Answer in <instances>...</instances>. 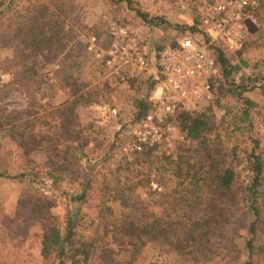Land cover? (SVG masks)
<instances>
[{"label":"trees","instance_id":"trees-1","mask_svg":"<svg viewBox=\"0 0 264 264\" xmlns=\"http://www.w3.org/2000/svg\"><path fill=\"white\" fill-rule=\"evenodd\" d=\"M74 8V0H25L17 11L10 12L4 28H0V48L11 51L7 62L13 80L0 85V92H7L15 87L29 95L34 107H40L34 97V93L40 91L42 83L36 71L37 54L46 51L54 57L64 53V56L69 54L76 58L79 56V49H82V42L76 32L64 27L63 18L68 17ZM5 11L9 12L10 9L6 8ZM135 13L150 28L163 24L161 19L151 18L139 10ZM252 14L259 23L257 40L261 38V45L264 47V0H260ZM194 24L196 25L195 22ZM172 27L178 31H192L194 28L179 25ZM101 35L102 32L92 34L98 39ZM160 43L155 44L156 47L149 41L146 43L151 55L164 47V44ZM173 43L174 40H171L168 45ZM218 63L222 82L218 85L217 97L233 91L239 95L243 91L253 89L252 82H264V73L260 76L251 72L244 80L246 84L243 82L241 85H235L228 80L231 70L225 58L219 55ZM76 64H69V67ZM240 64L242 67L247 65L244 61ZM254 66V69H257V64ZM141 80L143 78L133 77L128 84L139 83ZM144 80L148 93L153 87V82L150 78ZM66 85L72 90V100L63 104L53 136L38 134L24 138L20 129L28 122L22 117V111L17 112L19 115H6L2 124L10 140H14L18 145L23 146L26 140L41 145L37 148L45 155V175L52 184L64 180L73 181L72 177L78 173V162L88 151L85 149L90 142L73 120L72 110L80 104H95L101 96L98 89H81L74 79H68ZM213 87L212 85V92ZM215 99L216 97L201 103L193 111H179L172 118L184 133L182 142L195 143L196 149L176 153L161 151L158 157L155 155L158 154L157 147H146L131 161L124 160L118 165L116 171L111 172L112 179L102 178L104 200L102 199L97 224L102 225L103 234L108 236L109 242H105V245H115L118 251L100 248L102 251L99 254L102 255L98 256L96 264H104L100 261L104 254L109 256L107 264H134V259L136 260L148 245L157 252L155 260L159 263L155 264H168L171 258L178 264H201L209 258L213 240L222 236L219 220L223 214L218 205L236 208L245 217L238 219L228 236V245L224 247L227 252L224 264H254L255 258L264 256V246L257 243L258 233L264 225V148L262 150L258 140L248 137L251 143L249 150H242V154L241 151L238 152L236 141L229 151H224L220 146V133H214V125L211 122L210 106ZM137 103L134 119L140 118L150 108L143 105V97ZM242 104L241 114L232 120L228 136L235 133L242 135L252 129L249 111L255 104L247 98L242 99ZM201 108L203 111H197ZM33 114L34 112H29L26 117ZM222 133L226 135L225 131ZM121 138L123 141L122 135ZM60 142L65 145L57 150ZM139 166L145 167L144 172L139 170ZM241 168L244 170L240 171ZM26 176L23 173L17 178L23 179ZM161 180L166 184L165 191H158L157 188L152 190L151 183L159 185ZM183 180L186 181V186L183 191H178L177 184ZM147 186L149 196L159 197V200L153 202L156 208L148 203L149 199L141 200L135 193L137 188ZM81 196L82 194L73 197L71 201H78ZM31 198V195L20 197L18 206L29 210L40 219L41 254L45 257L53 256L57 264H65L68 259L72 260L73 264H94L91 260L97 244L101 243L98 234L89 240L74 241L71 220L62 232L57 225L58 219L49 212L50 205L37 198L31 201ZM108 203H117L121 207L119 217L112 216ZM76 214L78 216V213ZM244 220V234H241L239 227L242 225L239 222ZM90 223L93 224L94 220ZM235 242L242 243L241 250L236 249ZM120 251L126 253L131 260L118 262L110 255Z\"/></svg>","mask_w":264,"mask_h":264},{"label":"rangeland","instance_id":"rangeland-1","mask_svg":"<svg viewBox=\"0 0 264 264\" xmlns=\"http://www.w3.org/2000/svg\"><path fill=\"white\" fill-rule=\"evenodd\" d=\"M24 3L25 0H0L1 30L4 28L10 12L17 11ZM74 6V11L68 17L63 18L64 27L76 32L78 39L82 42V49H79V56L76 58L69 54L64 56V53L54 57L46 51L37 54L36 71L42 83L40 91L35 92L34 97L40 107H34L29 95L22 90L18 91L15 87L7 92H0V264H57L53 256L45 257L40 252L42 227L39 217L18 206L20 197L29 195L32 197L31 201L33 198H37L50 205L49 212L56 217V220L58 219L57 225L62 232H64L67 222L71 220L74 228V241L89 240L98 234L101 243L97 242L92 263L96 264L98 256L102 255L99 254L102 251L100 248L118 251V247L115 245H105V242H109L108 236L103 234L102 225H99V228L97 224L103 199L101 182L103 177L112 179L111 172L116 171L115 168L126 160L119 154L120 146L127 142L126 138H123L122 141L121 133L125 125L135 117L137 102L147 93V84L144 78L141 82L133 84L111 86L106 84L103 68L92 59V53L88 50V40L93 33L102 32L98 40L103 45L107 42L105 32L109 23L125 22L130 26L135 41L140 43L149 41L153 46L161 42L160 45L166 46L180 33L185 32V30L178 31L172 27L177 25V18H181L180 15H182V17H186V20H190L192 15L189 13L177 15L171 5L159 0H74ZM6 8H9L10 11L6 12ZM136 10L151 18L161 19L163 24L160 23L159 26L153 28L148 27L137 17ZM248 29V42L243 51L225 57L227 66L231 70L228 80L235 85H241L243 82L246 84L244 80L251 72H256L260 76L264 73V47L261 45V38L257 40L258 21L256 20V23L250 25ZM10 55L11 51L0 48V85L13 80L9 62H7ZM243 61L247 64L246 67H242L240 64ZM75 62L76 65L69 67V64ZM255 64H257V69H254ZM56 65L59 68L49 72L50 68ZM219 67L218 63L216 78L212 84L214 86L213 98L216 97V99L213 100L215 103L213 102L210 106V113L214 133H220L222 139L220 146L224 151H229L238 142V152L241 151L242 154V150H249L251 143L248 137H251L253 140H258L263 150L264 82L262 80L252 82L253 89L243 91L239 95L233 91L230 94L217 97L216 92L222 82ZM68 79H74L76 85L83 90L87 88L100 90L101 96L98 97L95 104L88 106L80 104L72 110L73 120L83 130V134L90 142L85 149L88 151L85 157L80 158L77 166L78 173L72 177L73 181L64 180L52 184L45 175L47 167L45 155L42 150L37 148L41 145L29 142V140H26V144L23 146L18 145L14 140H10L8 132L2 124L6 115H19L17 112L22 111V117L28 122L20 129L24 138L38 134L53 136L54 126L58 124V116L63 104L72 100V90L70 86L66 85ZM243 98H247L255 104V107L249 111L252 129L245 131L242 135L235 133L228 136L232 120L241 114ZM197 111L203 110L201 108ZM29 112H34V114L26 117ZM173 123L174 137L171 144L169 147L165 144L158 146L156 148L158 154H155L158 157H160L161 151L176 153L181 150L196 149L195 143L182 142L184 133L180 131L178 123ZM224 131L225 136L222 133ZM63 145L65 143L60 142L57 145V150ZM118 162L120 163L117 164ZM139 170L144 172L145 167L139 166ZM243 170L240 169V171ZM23 173L27 176L18 179L17 177ZM122 174L125 173L122 172ZM160 182L159 185L151 183L152 190L157 188L158 191H165L166 184L164 185L162 180ZM167 186L169 187L170 184ZM185 186V180L179 182L177 184L178 191H183ZM135 193L141 200L148 201L149 199L148 203L156 208L153 202L159 200V197L149 196L148 186L137 188ZM81 194L80 200L71 201L73 197ZM107 206L110 207L113 217L120 216L122 209L117 203H108ZM218 207L223 214V217L219 218L222 236L213 240L209 258L201 264H224L227 254L224 247L228 245V236L236 226L238 219L245 218L236 208L225 205H218ZM91 220H94L93 224L90 223ZM262 222L264 223V206ZM245 223V220L239 222L242 225L239 227L241 234H244ZM257 243L264 246V225L261 226L258 233ZM235 244L236 249L241 250L242 243L235 242ZM110 255L118 262L119 260H131L123 251ZM156 255V250L148 245L138 258L134 259V264H151V262L155 264L158 262L155 260ZM108 260L109 256L104 254L100 261L107 264ZM65 264L73 263L68 259ZM168 264L178 263L174 258H171ZM254 264H264V256L255 258Z\"/></svg>","mask_w":264,"mask_h":264},{"label":"built area","instance_id":"built-area-1","mask_svg":"<svg viewBox=\"0 0 264 264\" xmlns=\"http://www.w3.org/2000/svg\"><path fill=\"white\" fill-rule=\"evenodd\" d=\"M174 13L192 14L187 26L172 45L150 54L145 43L134 40L125 22L109 23L101 44L92 36L88 50L103 68L106 84H127L131 78H150L152 89L143 96L150 107L140 118L130 120L121 135L127 142L119 148L120 157L131 161L144 148L168 147L174 137L172 118L179 111H193L213 98L212 81L217 74L218 56L243 51L249 26L256 23L252 10L260 0H159ZM182 18V15H180ZM196 23V25L194 24ZM178 25V24H177ZM58 65L50 68L53 72Z\"/></svg>","mask_w":264,"mask_h":264},{"label":"crops","instance_id":"crops-1","mask_svg":"<svg viewBox=\"0 0 264 264\" xmlns=\"http://www.w3.org/2000/svg\"><path fill=\"white\" fill-rule=\"evenodd\" d=\"M183 19V20H182ZM176 23L178 25H188L189 20H186V17L177 18Z\"/></svg>","mask_w":264,"mask_h":264}]
</instances>
